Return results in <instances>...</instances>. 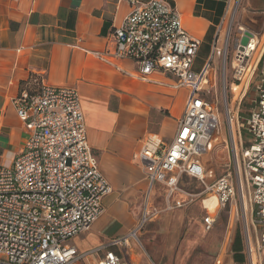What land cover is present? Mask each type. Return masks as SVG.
<instances>
[{
  "label": "built area",
  "instance_id": "built-area-1",
  "mask_svg": "<svg viewBox=\"0 0 264 264\" xmlns=\"http://www.w3.org/2000/svg\"><path fill=\"white\" fill-rule=\"evenodd\" d=\"M129 4L121 25L108 34L109 45L92 54L107 62H136L138 78L156 71L169 74L176 89L187 91L169 145L160 147V140L150 136L137 154L150 185L162 184L171 195L179 188L180 176L187 174L204 184L208 195L203 202L213 196L217 209L237 196L246 264H264V39L260 42L258 32L239 26L229 57L228 0L210 60L194 72L200 40L184 29L178 11L167 0H129ZM246 30L251 35L242 45ZM220 41L225 93L231 89L230 103L225 95L224 115L232 162L225 174L207 184L204 158L220 125L217 101L207 98V70H213ZM248 90L250 108L243 117L239 112ZM13 106L26 137L10 164L0 158V264H127L111 246L127 247L136 240L138 228L157 214L155 208L149 211L145 206L136 229L96 250L80 252L68 243L97 220L103 212L102 199L111 190L88 142L76 88L33 78L29 87L18 91ZM182 205L175 202L176 207ZM213 223L211 214L203 217L205 230ZM101 249L104 253L91 261L93 252Z\"/></svg>",
  "mask_w": 264,
  "mask_h": 264
},
{
  "label": "crops",
  "instance_id": "crops-1",
  "mask_svg": "<svg viewBox=\"0 0 264 264\" xmlns=\"http://www.w3.org/2000/svg\"><path fill=\"white\" fill-rule=\"evenodd\" d=\"M167 1L180 14L188 34L200 40V46L204 41H214L228 0ZM251 4L243 7L250 8ZM129 11V0H0V158L3 163L8 158L5 164H10L23 146L26 134L13 99L26 80L38 78L44 83L76 88L88 142L111 188L102 199L101 215L79 234L85 242L81 252L96 250L136 229L145 206L149 211L156 209L159 189H163L168 207H176V201L184 206L187 199L191 203L193 197L204 196L201 203L205 215L214 216V222L211 211L219 212L232 204L217 209L213 196L203 202L208 195L204 184L187 174L180 176L179 188L171 195L162 184L150 185L137 154L150 136L160 140V147L169 145L187 91L176 89L169 74L156 71L138 78L136 62H107L92 54L109 45L108 34L121 25ZM207 176L208 171L205 183L209 184L213 179ZM194 182L201 186L197 194L182 189L184 184ZM182 195L186 200L176 198ZM201 224L204 228L203 218ZM234 239L222 246L215 264H230L229 258L231 264H236ZM132 243L135 239L127 247L111 249L127 264H150L153 260L143 262L134 256ZM104 250L94 251L90 260H97Z\"/></svg>",
  "mask_w": 264,
  "mask_h": 264
},
{
  "label": "rangeland",
  "instance_id": "rangeland-1",
  "mask_svg": "<svg viewBox=\"0 0 264 264\" xmlns=\"http://www.w3.org/2000/svg\"><path fill=\"white\" fill-rule=\"evenodd\" d=\"M234 2V15L229 20V15L226 17L229 20V30L231 40L229 45L228 55L231 57L234 46V38L238 34V27H256L257 32L261 36L260 42L264 39V0H232ZM248 2L252 3L250 8H244ZM247 18H256L255 23L258 25L252 26ZM224 33H222L223 38ZM259 36V37H260ZM213 40L204 41L192 63V70L199 72L204 65L210 60L212 52ZM220 51L215 54L214 62L211 68L207 70L209 76L207 85V98L213 103L217 101L218 113L220 116V125L215 132L209 147L208 154L204 158L209 165L208 178L212 180L227 172V167L231 165V148L229 131L225 121L224 104L225 95L230 103L231 89H224V71L222 67V41L219 42ZM229 73L227 68L226 74ZM230 80L228 79V84ZM252 94L247 91L245 98L242 101L239 115L247 116V111L250 108L249 100ZM243 135V134H242ZM244 142V135H243ZM19 152V151H18ZM11 153V152H8ZM8 162L5 157L4 163ZM182 189L186 192L197 194L201 190V186L194 182L192 185L184 184ZM160 194L155 202V207L158 211L155 217L147 223H144L137 230V239L132 243L133 254L136 258H141L144 262L146 259H151L156 264H215L217 258L222 251L224 244H229L238 232L240 237L236 244L237 252L243 253L242 236L244 229L243 214L240 210L239 199L236 196L230 206H226L221 211H211L215 215V222L210 230H205L201 224L206 210L203 208L201 199L193 197L190 203L186 200V196H177L181 201L186 200L184 206L173 207L165 205L163 189H159ZM173 207V208H170ZM69 244L75 245L81 252L85 248V242L82 240V235L77 238L68 240ZM240 253V252H239ZM122 255L125 257L126 252L122 249ZM228 262L231 264V259ZM236 264H246L244 255L236 257Z\"/></svg>",
  "mask_w": 264,
  "mask_h": 264
},
{
  "label": "water",
  "instance_id": "water-1",
  "mask_svg": "<svg viewBox=\"0 0 264 264\" xmlns=\"http://www.w3.org/2000/svg\"><path fill=\"white\" fill-rule=\"evenodd\" d=\"M254 20L256 21V18H254V19L247 18V21L250 22L252 26H254V25H258V22L255 23ZM248 28L251 29V30H253V31H256V32H257L256 27H248ZM250 35H251V33H250L248 30H246V31L244 32V36L242 37V40H241V44H242V45H244V44L247 43L248 37H249Z\"/></svg>",
  "mask_w": 264,
  "mask_h": 264
},
{
  "label": "trees",
  "instance_id": "trees-1",
  "mask_svg": "<svg viewBox=\"0 0 264 264\" xmlns=\"http://www.w3.org/2000/svg\"><path fill=\"white\" fill-rule=\"evenodd\" d=\"M30 86V80H26L23 84H22V87L21 88H23V87H29ZM240 237V235L238 234V232L236 233V235H235V239H234V244H233V247H234V260H235V262H236V257L237 256H241L242 254H241V250H239V252H237V247H236V244L238 243V238Z\"/></svg>",
  "mask_w": 264,
  "mask_h": 264
},
{
  "label": "bare ground",
  "instance_id": "bare-ground-1",
  "mask_svg": "<svg viewBox=\"0 0 264 264\" xmlns=\"http://www.w3.org/2000/svg\"><path fill=\"white\" fill-rule=\"evenodd\" d=\"M233 8H234V11H235L234 2L232 3V0H230V5H229V8H228V15H229L230 19L234 15L233 14L234 13Z\"/></svg>",
  "mask_w": 264,
  "mask_h": 264
}]
</instances>
